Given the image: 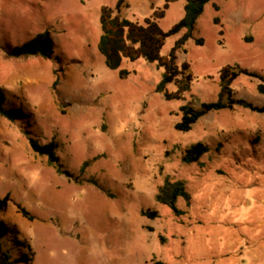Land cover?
Listing matches in <instances>:
<instances>
[{"label":"rangeland","instance_id":"rangeland-1","mask_svg":"<svg viewBox=\"0 0 264 264\" xmlns=\"http://www.w3.org/2000/svg\"><path fill=\"white\" fill-rule=\"evenodd\" d=\"M115 2L0 0V90L7 107L27 114L17 123L0 116V198H9L0 220L13 226L6 248L30 256L17 264H264V113L235 106L208 112L189 131L174 127L180 105L217 100L226 65L256 74H239L231 87L264 106V0L206 4L177 54L190 88L170 100L155 91L163 72L155 62L124 58V76L106 66L100 11ZM185 2L126 0L120 15L142 23L163 12L157 22L167 30ZM44 30L52 56L6 54ZM179 35L166 39L163 57ZM28 136L57 141L63 172ZM197 142L210 150L188 162ZM165 179L183 180L191 194L177 200L179 215L156 200Z\"/></svg>","mask_w":264,"mask_h":264},{"label":"trees","instance_id":"trees-1","mask_svg":"<svg viewBox=\"0 0 264 264\" xmlns=\"http://www.w3.org/2000/svg\"><path fill=\"white\" fill-rule=\"evenodd\" d=\"M210 1L186 0L182 17L167 30H163L157 22V18L162 17L163 12L158 15L154 14L155 18H146L144 22L140 23L120 15L122 8L126 6V0H116L113 6H103L100 11L101 33L97 46L104 57L106 66L110 69L118 70L119 74L124 76L127 71L120 68L124 58L130 60L144 58L149 62H155L158 67L163 68L161 78L155 86V91L162 93L166 100L181 99L183 94L189 90L192 77L188 72L189 66L187 62L177 63V54L184 48L186 42L193 38L196 22L203 13L206 4ZM176 34L180 35L175 39L167 56L163 57L160 52L166 39ZM195 42L201 44L202 39H195ZM53 53L54 43L48 30L39 32L28 41L6 51V54L10 57H50ZM239 74L256 75L254 72L238 65L221 67L219 70L220 91L217 100L196 102V104L188 102L180 105V119L174 124L175 129L182 132L189 131L192 125L208 112L226 108L232 109L235 106L264 113V106H257L246 99L235 97L231 83ZM57 81L56 79L55 83ZM173 81L176 82L177 88L174 91L167 90V84ZM260 90L264 91V86H260ZM5 100L6 96L0 90V116L13 123H17L27 116L19 108L7 107ZM23 132L25 134L28 133L27 130H23ZM28 141L35 153L46 156L50 165H53L57 171L63 172L60 168L59 157L55 153L58 147L55 139L41 144L34 137L28 136ZM209 150L208 144L197 142L186 150L184 159L188 162L197 161ZM179 198L184 199L187 203H189L191 198L184 181L180 179L173 181L165 179L156 194V200L168 206L176 215H179L183 213L176 204ZM8 199V196L0 198V211L6 208ZM17 206L23 217L29 220L33 219V215L28 210L20 205ZM143 214L150 218L156 216V212H143ZM12 229V225L0 220V264L28 263L31 260L30 256L23 254L14 257L6 248L7 246L3 239ZM23 244L30 250L29 243L23 242Z\"/></svg>","mask_w":264,"mask_h":264}]
</instances>
